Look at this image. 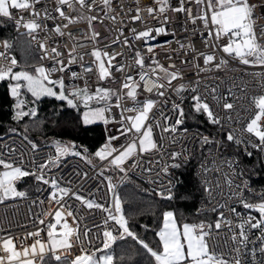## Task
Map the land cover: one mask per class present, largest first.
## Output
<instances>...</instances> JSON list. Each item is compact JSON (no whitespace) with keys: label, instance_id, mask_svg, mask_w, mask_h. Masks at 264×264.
<instances>
[{"label":"snow or ice","instance_id":"1","mask_svg":"<svg viewBox=\"0 0 264 264\" xmlns=\"http://www.w3.org/2000/svg\"><path fill=\"white\" fill-rule=\"evenodd\" d=\"M191 2L192 0H176V5L173 6L170 0H153L155 6L144 11L150 20L156 22L158 26L155 27L150 26L149 19L142 18L141 9L137 7L136 15L130 19L140 20L144 26L141 30L131 28L129 31L135 39L145 43L146 53L134 49L133 64L117 62L114 66L112 61L118 55L123 56V52L109 53L93 47L90 52L94 57L91 66L84 67L81 64L84 73L93 72L95 68L96 79L107 80L109 83L116 82L112 75L113 68L122 74L118 89L98 84L93 91L86 80L83 87L71 81L65 83L66 69L71 71V80L82 78L81 73L71 70L69 65L77 58L82 61L83 54L76 53L73 46L67 52L65 63L59 44L49 48L46 43L47 35L41 40L40 33H55L62 37L65 35L62 29L81 19H86L91 26V22L98 19L97 16L72 15L71 12H76L77 6L92 12L96 7V0H56L54 11L61 21L67 23L54 24L52 28H48L47 21L57 17L50 13L41 0H0V22L12 21L16 29V36L0 39V60L5 61L0 63V82L6 83L5 95L12 98L9 111L2 115L22 125V130L19 131L17 128L9 129V132L21 137L22 151L19 158L6 160L0 156V203L7 198H25L27 192L18 190L16 183L30 177L37 185H50L47 198L58 205L54 213L55 223L47 224L46 239L41 238L40 228L19 238L10 234L0 237V264H264V189L256 191L252 188L250 174L255 171L256 165L249 169L241 158H251L256 152L259 165L264 167V24L257 23L264 19V0H194L196 4L203 5L199 15H193L192 8L186 7V3ZM102 4L104 8H110V0H102ZM66 8L71 12H66ZM168 12L184 14V31H188V23L192 25V31L187 38L188 44L179 41L177 43L180 49H188L193 53L190 60H181V64H192L198 79L185 81V74L175 64L165 67L156 59L153 46L147 45V41L154 38L153 33H167L165 25L171 19ZM24 13H27V19ZM111 19L115 20V16ZM21 27L25 29L24 32H20ZM116 31L117 36L110 44L119 43L131 47L128 37L120 40L123 29ZM68 35L75 39L71 33ZM99 35L94 32L93 39ZM196 35L200 36L204 49L211 51L196 48L192 40ZM21 37L28 48L35 42L39 59L50 60L51 66L19 62L12 52ZM217 51L222 53L219 58ZM146 56L149 61L147 64ZM201 58L203 66L197 62ZM232 59L261 69L246 73L258 78V93L248 94L246 83L242 86L235 85L229 80L221 81L225 84V88L221 90L220 83L215 82L219 77H213L210 83L201 84V73L221 71ZM129 68H134L132 73H128ZM54 73L59 75L53 77ZM173 81L181 82L173 86ZM201 87L204 88L203 93L200 91ZM169 90L179 98V102L171 101L172 108L165 114L156 105L159 98H165L163 104H168L166 93ZM184 92L191 94L193 114H203L207 123L216 128V132L212 134L196 133L198 139L195 142L201 149L199 155L189 151L187 147L177 151L165 150L164 146L165 135L175 145L179 142L178 134L182 140L188 133L187 127H180L185 123V110L182 107ZM237 92L240 96H237ZM26 93L31 94V100L22 98ZM142 93L154 94L155 98L144 95L143 99H137ZM42 97L54 98L60 105L53 107L49 114L41 115L38 106ZM123 99L130 100L131 106L123 105ZM245 100L248 107L242 108ZM113 108L119 109V128L116 134L107 135L105 138L103 133L110 131L106 127L100 137L104 142L95 151H89L86 146L78 145L74 141L65 142L47 137L49 125L53 126V131L71 126L87 132V126L94 125L97 121H102L105 125L110 121L115 122V117L110 115ZM73 110L76 113L74 116L71 115ZM238 111L249 113L247 119L239 116L234 118ZM235 125L240 127L236 128ZM30 127L31 131L45 135L54 152L36 155L43 145L35 137L30 138ZM156 129L159 131L156 132ZM121 137L125 143L114 146L113 141ZM205 146L208 154H205ZM28 152L33 155L27 156L25 166ZM145 153H161L167 156V160L161 155L155 161H148L149 164L162 165L160 172L156 173L157 177L160 173L169 177L167 186L155 189L156 195L165 202L174 199L173 189L176 186L170 169H184L189 175L194 174L193 187L191 190L185 189L183 196L191 199V214L196 219L191 222L181 219L178 222V216H183L178 209L162 210V226L155 232L158 240L153 244L134 230L129 222L130 217L125 215L124 202L115 191L112 178L107 177V188L112 193V202L107 207L72 193L87 208H97L105 212V224L114 221L111 229L103 231L100 237L101 247H92L91 240L85 246L79 227H72L64 219L65 216H73L72 211L65 209V202H62L70 188L61 186L55 177L48 175L51 169L58 167L61 158L69 154L81 156L89 164L94 158H98L105 162L107 168L123 174L120 179L124 180L128 178L126 162L131 160L129 167H136L137 159ZM10 155L14 156L15 152L10 151ZM144 171L151 173L153 169L149 167ZM152 183L162 184V181L155 179ZM229 200L232 201L231 204L228 203ZM39 203L42 204L43 201ZM236 205L242 206L247 215L238 212ZM225 209L231 214V218L225 214ZM209 212L216 213L214 221L201 218L206 217ZM253 212L258 214V218ZM39 223L43 224L44 220L39 219ZM58 224L61 225L59 232ZM142 227L147 231V225ZM225 229L227 234L223 243L228 245L231 242V247L227 251H221L218 238ZM253 229L259 232V236L255 238L259 241L258 245L252 238ZM83 235L87 237V229ZM29 238L31 243H28ZM118 240L125 243L132 241V245L119 258L112 248ZM76 242L79 243L78 254L72 256L70 254Z\"/></svg>","mask_w":264,"mask_h":264},{"label":"built area","instance_id":"2","mask_svg":"<svg viewBox=\"0 0 264 264\" xmlns=\"http://www.w3.org/2000/svg\"><path fill=\"white\" fill-rule=\"evenodd\" d=\"M255 2V0H253ZM41 3L46 5L48 10L53 16H56L57 19L47 21L48 28H52L54 24L67 23V21H61L58 18V14L55 13L54 9L56 7V0H41ZM170 3L175 6L176 0H170ZM153 0H110V8H104L102 4V0H96V7L92 12H88L86 9H79L77 6L76 12H71L69 9H65L66 12H71L72 15L80 14L82 16H97L98 19L91 22V26H89L88 21L86 19H81L77 23L68 24L66 29H62L65 33L64 36H58L55 33H40V39L44 40L47 35L46 43L48 47L54 46V44H59V50L64 53V60L67 63V52L73 46L76 49V53L83 54V60H73L72 64L69 65V68L73 71L81 73L82 78L79 80H71V71L68 69L64 72L65 83L68 84L70 81L79 85L80 87L84 86L85 80L87 81L88 87L91 90H95L96 86H113V88H119L122 74L120 72H116L113 68L112 75L115 78V83H109L107 80L98 81L96 79V69H93V72L84 73L81 67L83 64L84 67L91 66L94 57L90 55L93 47L99 48L102 51H107L109 53L112 52H123V56H116L115 60L112 61L115 66L117 62H124L126 64H133V50L140 49L142 53H146L147 48L145 43L142 40H137L133 37L132 33L129 31L131 28H135L137 30H141L143 28V23L140 20L132 21L130 17L136 15V8L139 7L141 9L142 18L149 19L150 26H158L155 21L150 20L145 13V9L148 7H154ZM40 7V5H37ZM186 7L192 8L193 15H199L203 5H198L192 0L191 3H186ZM167 15L171 18L170 22L165 25L167 29L166 34L156 35L153 33V39L147 41V45L153 46V53L156 56V59L167 67L169 64H175L180 71H182L185 76L184 80H195L198 77L195 76L196 69L192 64H181V60H190L193 56L191 50L188 49H180L177 41L179 43L188 44V37L192 31L191 23H188L186 26L188 31H184V21L185 16L183 13L177 14L173 12H168ZM25 18L27 19V13H24ZM112 16H115V20L111 19ZM5 22L12 29L14 34L16 35V29L14 27V23L12 21H2ZM2 25L5 28V24ZM199 24V21L197 22ZM259 24H264V19H260L257 21ZM123 29V36H120V40L122 41L124 37H128L131 47L124 46L122 44H110L112 40H114L117 36L116 29ZM25 29L20 28V32H24ZM99 33L100 35L93 39V33ZM68 33H71L73 38H70ZM206 35V33H205ZM192 40L195 42V46L198 50L201 51H211V49H204L203 44L201 43V39L199 35L193 36ZM170 42V43H169ZM220 43H223L221 41ZM105 45H109L105 47ZM67 46V47H65ZM32 48L38 53L36 43L33 42ZM2 50V49H0ZM151 55V54H149ZM217 58H219L222 53L219 51L216 52ZM171 59H168V57ZM146 64L149 63L148 57H145ZM5 61L0 60V63H4ZM203 66L202 58L197 61ZM39 63H43L46 67L51 66V61L45 59L43 61L39 60ZM38 63V64H39ZM134 68H129L128 73H132ZM259 67H252L248 65H243L239 63L238 60L232 59L229 60L228 66L218 72L212 73H201L199 79H201V84L212 82L213 77H219L215 82L220 83L221 90L225 88V84L221 83V81L229 80L235 85H243L246 83L248 85V94L258 93L260 91L259 87L256 84L257 77H253L252 75H248L246 73H251L253 71H260ZM59 75V73H54L53 77ZM207 77V79H205ZM138 79V77H134ZM181 81H173V86L180 83ZM138 91H141L138 89ZM201 93L204 92V88H200ZM233 91H236L233 89ZM144 95H151L155 98L154 94H145L142 93L137 97V99H143ZM183 104L182 107L186 104L191 105L190 100V92H184L183 94ZM237 96H240V93L237 92ZM166 98L168 99V104L165 106L163 104V100L165 98H159V102L156 105L157 109H161L165 114L172 108L171 101L179 102V98L169 90L166 93ZM115 100L113 99V103ZM123 105L131 106L132 102L128 99H123L121 101ZM82 107V106H81ZM241 107H248V103L245 100L244 104ZM156 109H154L155 111ZM119 109L113 108L112 113L110 115L115 117V122L110 121L108 125H105L102 122L103 128L106 127L110 129L109 132L105 133V138L107 135L116 134L117 128H119L120 115ZM132 113H126V115H131ZM249 113L244 111H238L237 114H234V118L243 117L245 120L247 119ZM244 120L241 121L243 123ZM171 123V121H169ZM181 128H184L180 126ZM234 127L239 128L240 125H235ZM215 131L216 128L214 127ZM156 132L159 129L155 130ZM197 132H203L201 130L188 128V133L180 139V135H177V140L179 141L175 145L171 143V138L165 135L164 146L165 150L175 149L177 151L182 150L184 147H187L189 151H194L196 153L199 145L195 142L198 137L196 136ZM207 135V133L203 132ZM125 141L121 137L120 139L113 141L114 146H119L124 144ZM207 147V146H205ZM11 152H15V155H10ZM21 148V137L16 134H6L0 135V156H3L6 160L17 159L20 156ZM205 154H208L207 148H205ZM49 152H54V149L48 145H43V147L38 150L37 156L45 155ZM33 153L28 152L25 156V166H27V156H32ZM161 153H156L153 155H149L147 153L140 156L136 163L138 166L129 167L131 164V160L126 162L125 167L127 168V179L121 180L120 177L123 174H118L114 177L111 174L105 172L108 168L105 166V162L102 161L96 166L89 165L85 159L81 156L75 155H66L61 158L59 161L58 167H54L51 169V172L48 174L50 176L55 177L61 186L69 187L70 192L67 196L62 198V202H65V209L68 211H72L73 216H65L64 219L68 221V223L72 227H79L81 232V240L85 242V246L89 240L92 241V247H101V239L103 231L111 229L114 221H108L107 224L104 223L107 214L103 212L101 209L92 208L89 209L83 203L82 200H78L72 193H76L79 196H82L85 200H94L96 203L103 204L107 207L112 202V193L108 190L107 177L112 178V183L116 186L115 191L119 194L120 187L123 183L129 178H135L142 181L146 184L152 191L155 192V189H159L163 186H167L169 177L160 173L159 177H157L156 173L160 172V168L162 165H157L156 163L149 164L148 161H155L161 157ZM164 160H167V156L163 155ZM39 162V161H38ZM151 167L153 172L148 173L145 172V168ZM2 170V169H0ZM103 172V175H101ZM172 174L171 178L175 183V190L178 186V178L176 176V172L173 169H170ZM84 173H87L85 176ZM159 179L162 181L161 183H152L153 180ZM252 186V185H251ZM19 190L18 186L16 185ZM35 193L30 194L25 198H7L3 203H0V237H4L6 234L12 235L14 238L23 237L28 232H35L37 228L41 229V238H47V224L49 222L55 223L54 213L58 208L54 202H51L48 197V192L50 189V185H37V182L34 181ZM256 191L261 189H255ZM43 201V203H39ZM229 204L232 203L231 200L228 201ZM238 212H243L247 215V212L243 210L242 206L236 205ZM226 215H229L231 218V214L227 209L224 210ZM42 213H51L50 215H42ZM213 212H209L211 214ZM216 214V213H215ZM253 215H256L258 218V214L253 212ZM75 217V219H73ZM39 219H43L44 223L40 224ZM63 222V221H62ZM61 222V223H62ZM61 225H57V232H59ZM88 230V235L85 237L83 232ZM227 232L226 229L220 232L218 241L219 247L221 251H227L228 247H231V242L228 245L223 243L224 238ZM252 238L254 242L258 245L259 241L255 238L259 236V232L255 229L252 230ZM119 241V240H118ZM28 243H31V238H29ZM251 247V245H249ZM79 243L76 242L74 244L73 250L70 255L74 256L78 254ZM257 258H259V252H257Z\"/></svg>","mask_w":264,"mask_h":264},{"label":"trees","instance_id":"3","mask_svg":"<svg viewBox=\"0 0 264 264\" xmlns=\"http://www.w3.org/2000/svg\"><path fill=\"white\" fill-rule=\"evenodd\" d=\"M5 22H0V39L16 36L9 25H5ZM12 55L16 56L17 60L21 63L27 61L29 65L39 63V55L32 48H28L24 43V38L21 39L15 44ZM6 83L0 82V135L6 134H15L9 132L10 128H17V130H22V125L16 124L6 115H2L9 111V105L12 103V98L5 95L6 92ZM26 98L31 100V95L26 93ZM60 105L56 100L44 99L39 104V112L41 115L49 114L53 107H58ZM185 110V123L181 125L182 127L193 128L201 130L207 134L215 133L214 126L207 123V119L203 114H193L190 104L184 106ZM71 115H76L75 111L71 112ZM27 123V118L25 119ZM88 131L84 132L79 129H73L71 126H68L64 129H59L53 131L52 125H49L48 130L46 131L47 137L50 139H60L65 142L74 141L78 145L86 146L89 151H95L104 141L100 138L103 133L102 123H96L94 125L87 126ZM105 136V133H103ZM35 137L42 145H48L49 140L45 139V135L31 131L30 127V138ZM207 148V147H205ZM204 148V150H205ZM80 150V149H78ZM82 151V150H81ZM201 151L200 146L197 148L196 154L199 155ZM258 153L254 152L251 158L241 157L244 164L251 169L255 164V171L250 174V183L255 189H264V167H261L257 161ZM88 163V161L86 160ZM98 158H94L91 166H96L101 163ZM106 173L116 177L118 173L112 171L108 168L105 170ZM176 176L178 178V186L174 191V199L171 201H163L160 197L156 195L146 184L142 181L129 178L126 180L123 185L120 187L119 195L122 199L123 208L125 215L130 217V224L133 226L134 230L144 237L147 241L155 244L158 237L155 235V232L159 230V227L162 226L161 212L162 210L167 209H178L179 213H182L183 216H178V222L183 219L185 222H191L193 219H196L192 216V202L190 198H185L183 193L185 189L191 190L193 187L194 174L189 175L184 169L175 170ZM181 173H184L183 175ZM26 181V182H25ZM181 182L183 186H181ZM20 191H26L28 195L34 194V180L30 177H25L19 181L17 184ZM207 221H214L216 218L215 213L208 214L206 217H201ZM143 225H147V231ZM132 245V241L128 240L127 243L123 241H117L112 245V248L115 252L117 258L126 251Z\"/></svg>","mask_w":264,"mask_h":264},{"label":"rangeland","instance_id":"4","mask_svg":"<svg viewBox=\"0 0 264 264\" xmlns=\"http://www.w3.org/2000/svg\"><path fill=\"white\" fill-rule=\"evenodd\" d=\"M110 87H112L113 88V86H110ZM94 91V90H93ZM22 98H24V99H27L26 98V94L24 95V97H22ZM28 100V99H27ZM96 123H102V121H97ZM19 183V181H17V183H16V185Z\"/></svg>","mask_w":264,"mask_h":264},{"label":"water","instance_id":"5","mask_svg":"<svg viewBox=\"0 0 264 264\" xmlns=\"http://www.w3.org/2000/svg\"><path fill=\"white\" fill-rule=\"evenodd\" d=\"M29 94H30V93H29ZM30 95H31V94H30ZM44 99L55 100L54 98H49V97H42V98H41V101H42V100H44ZM56 101H57V100H56ZM57 102H59V101H57ZM59 103H60V102H59Z\"/></svg>","mask_w":264,"mask_h":264}]
</instances>
